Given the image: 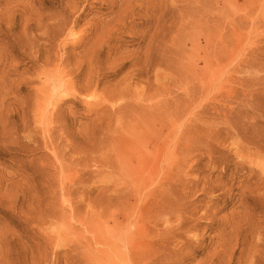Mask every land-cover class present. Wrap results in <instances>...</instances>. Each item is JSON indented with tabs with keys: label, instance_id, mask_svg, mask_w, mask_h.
<instances>
[{
	"label": "rangeland",
	"instance_id": "obj_1",
	"mask_svg": "<svg viewBox=\"0 0 264 264\" xmlns=\"http://www.w3.org/2000/svg\"><path fill=\"white\" fill-rule=\"evenodd\" d=\"M254 58L264 0H0V264H264ZM134 117L175 135L166 177L163 157L133 169L141 140L112 151ZM119 152L127 172L103 166ZM138 189L170 205L151 212L161 245L130 262L122 238L149 226Z\"/></svg>",
	"mask_w": 264,
	"mask_h": 264
},
{
	"label": "bare ground",
	"instance_id": "obj_2",
	"mask_svg": "<svg viewBox=\"0 0 264 264\" xmlns=\"http://www.w3.org/2000/svg\"><path fill=\"white\" fill-rule=\"evenodd\" d=\"M11 4V3H10ZM232 12V11H231ZM25 23V22H24ZM251 68H252V83H249V84H252V86H253V88H254V94H253V96H254V100L256 101L255 103H257V105H258V100H259V96L260 95H264V59L262 60V62L260 63V64H258V60L256 59V58H254L253 59V62H252V65H251ZM250 79H251V75H250ZM250 79H248V80H250ZM251 82V81H250ZM258 89L260 90V92L261 93H259L258 92ZM124 94V93H123ZM251 94V93H250ZM121 96V95H120ZM253 96H252V98H253ZM122 98H123V96H122ZM124 98H126V97H124ZM123 98V99H124ZM145 98V97H144ZM141 99V98H140ZM139 99V100H140ZM251 99V98H250ZM263 99V98H262ZM125 100V99H124ZM128 100V99H127ZM126 100V101H127ZM132 100V99H131ZM130 100V101H131ZM164 100V99H163ZM253 100V101H254ZM129 101V100H128ZM133 101V100H132ZM261 101V100H260ZM134 103L135 102H139V101H133ZM161 102V101H160ZM131 103V102H130ZM143 103V102H142ZM158 103V102H157ZM137 104V103H136ZM159 104V103H158ZM123 105V104H122ZM126 105V104H125ZM129 105V104H128ZM143 105V104H142ZM151 105V104H150ZM154 105V104H153ZM152 105V106H153ZM156 105V104H155ZM154 105V106H155ZM120 106V105H119ZM162 106V105H161ZM259 106V105H258ZM257 106V107H258ZM147 107V106H146ZM252 107H250L249 109H251ZM260 108V107H259ZM240 109V108H239ZM255 109V108H254ZM257 109V108H256ZM255 109V110H256ZM122 110V109H121ZM149 110V109H148ZM151 110V109H150ZM154 110V109H153ZM152 110V111H153ZM260 110V109H259ZM139 111V110H138ZM143 111V110H142ZM155 111V110H154ZM158 111V110H157ZM252 111H253V109H252ZM159 112V111H158ZM168 112V111H167ZM241 112V111H240ZM256 112V111H255ZM149 113V112H148ZM151 113V112H150ZM247 113V112H246ZM133 114V113H132ZM146 114V113H145ZM144 114V115H145ZM154 114V113H153ZM188 114V113H187ZM248 114V113H247ZM250 114V113H249ZM117 115V114H116ZM155 115V114H154ZM153 116V115H152ZM164 116H166V115H164ZM163 116V118L161 119V121H159V122H157V124L159 123V124H161L164 128L166 127V121H165V117ZM150 117V116H149ZM248 117V116H247ZM246 117V118H247ZM253 117V116H252ZM118 118H119V116H118ZM135 118V120H134V122H133V124H131V125H127V128H125V129H123V127H120L119 128V131L117 132V134H116V136L115 137H112V139H111V148H112V151H114V150H120V148H123L124 146H125V138H126V136L128 135V136H130V137H132V139H134V140H141L140 142L144 145V147H143V153H144V155H145V157H146V160H143V159H141L140 161H139V163H136L137 165H136V167L135 168H133V169H137V171H140V173L142 172V171H144L145 170V168H149V166L150 165H152V167L154 166L156 169H154L155 171L158 169L157 167H156V164H157V162H159L160 163V159L163 157V164H164V166H165V170L163 171L164 173H163V175L165 174V172H167V170L168 169H170L171 168V166H173V163H172V160H174V150L171 148V146L172 145H170V143H171V140H173V136H175L174 134H172V130H166L162 135L160 134V131L159 130H157L156 128H155V122L152 120V121H150L149 123H148V121L146 120V119H143V117L142 118H140V117H134ZM151 118V117H150ZM243 118V117H242ZM115 119H116V117H115ZM156 119V118H155ZM119 120H120V118H119ZM150 120V119H149ZM116 121V120H115ZM157 121V120H156ZM168 121H170L169 119H168ZM254 121V120H253ZM252 121V122H253ZM121 122V121H120ZM119 122V124H121ZM123 122V121H122ZM258 123V122H257ZM115 126H116V124H115ZM118 127V126H117ZM117 127H115V128H117ZM181 127H183V126H181ZM181 127H179V128H181ZM137 128L139 129V130H137ZM241 128V127H240ZM174 129V128H173ZM261 129V128H260ZM175 130V129H174ZM113 131H114V129H113ZM116 131V130H115ZM113 133V132H112ZM179 135H177V137L178 138H180V139H182L183 138V136H184V129H180L179 130V133H178ZM243 134V133H242ZM249 136V135H248ZM161 137V138H160ZM176 140V139H175ZM177 141V140H176ZM175 142V141H174ZM172 144V143H171ZM236 144V143H235ZM173 147H174V145H173ZM176 147V146H175ZM174 147V148H175ZM171 148V149H170ZM109 151V150H108ZM102 153V152H101ZM115 153V152H114ZM117 153V152H116ZM105 155V154H104ZM104 155H103V157H104ZM101 156V155H100ZM114 156H116V161H115V164H114V162L112 161V159L110 158V157H106V159H105V161H104V163H105V165H103L104 167H106L107 169H108V167H109V169H111L112 171H118L119 172V170H120V168L121 167H123L124 168V166H127V164H129L130 163V159H128L127 161H125V159H126V157H124L123 155H122V153L121 152H119L118 154H116V155H114ZM131 157V156H130ZM71 158V157H70ZM99 158H102V157H99ZM73 159H75V157L73 158ZM93 159V158H92ZM92 159H90V160H88V161H91ZM103 159V158H102ZM64 160V159H63ZM72 160V159H71ZM77 160V159H76ZM83 160V159H82ZM97 160V159H96ZM104 160V159H103ZM176 160V159H175ZM183 160V159H182ZM66 161V160H65ZM64 161V162H65ZM74 161V160H73ZM94 161V160H93ZM92 161V162H93ZM132 161V160H131ZM60 162H62V161H60ZM68 162V161H67ZM66 162V163H67ZM96 162V161H95ZM100 162H102V161H100ZM136 162V161H135ZM174 162V161H173ZM65 163V164H66ZM84 163V162H83ZM89 163V162H88ZM94 163V162H93ZM99 163V162H98ZM118 163H120V165H117ZM64 164V163H63ZM64 164V165H65ZM71 164V163H70ZM76 164V163H75ZM81 164V163H80ZM92 164V163H91ZM96 164V163H95ZM161 164H162V162H161ZM160 164V165H161ZM84 166H85V164H83ZM83 165L81 166H79V167H83ZM87 165L88 164H86V166H85V168H87ZM93 165V164H92ZM115 165H117V166H120V168L119 169H117L116 167H115ZM158 165V164H157ZM61 166H63L62 165V163H61ZM66 166V165H65ZM74 166V165H73ZM72 166V167H73ZM96 166V165H95ZM159 166V165H158ZM163 166V165H162ZM69 167V166H68ZM67 167V168H68ZM76 167V166H75ZM78 167V166H77ZM153 167V168H154ZM160 167V166H159ZM62 168V167H61ZM71 167H69L68 169H70ZM85 168H84V170H85ZM88 168H89V166H88ZM91 168H93V167H91ZM91 168H89L90 169V171L92 170ZM122 168V171L124 170L125 172H127L128 171V169L127 168H125V169H123ZM64 169V168H63ZM62 169V170H63ZM72 169V171H73V169L74 168H71ZM80 169V168H79ZM95 169V168H94ZM131 169V168H130ZM159 169H161V168H159ZM158 169V170H159ZM76 170V169H75ZM97 170V169H96ZM99 170V169H98ZM101 170H102V168H101ZM148 170V169H147ZM81 171H83V170H81ZM108 171H110V170H108ZM121 170H120V172L121 173H123ZM161 171H162V169H161ZM92 172V171H91ZM96 172V171H95ZM99 172H101L100 170H99ZM111 172V171H110ZM119 172V173H120ZM156 172H158V171H156ZM86 173V172H85ZM142 173H145V171L144 172H142ZM153 173V172H152ZM168 173V172H167ZM82 174V173H81ZM80 174V175H81ZM92 174V173H91ZM110 175H113L112 173H109ZM125 174V173H124ZM147 174V173H146ZM159 174H160V172H159ZM79 175V174H78ZM85 175V174H84ZM117 175H118V173H117ZM117 175H115V176H117ZM156 175V174H155ZM154 175V176H155ZM161 175H162V173H161ZM120 176H121V174H120ZM122 176H123V174H122ZM121 176V177H122ZM136 176V175H135ZM157 176V175H156ZM156 176H155V178H156ZM165 177L167 176V174L166 175H164ZM65 177V176H64ZM67 178H68V176H66ZM75 177V176H74ZM76 177H78V179H79V176H76ZM75 177V178H76ZM70 178V177H69ZM116 178H118V176L116 177ZM123 178V177H122ZM122 178H119L120 180L122 179ZM125 178V177H124ZM143 178V177H142ZM154 178V177H153ZM153 178H152V180H153ZM161 178V177H160ZM65 179V178H64ZM74 179V178H73ZM72 179V180H73ZM132 179V178H131ZM130 179V180H131ZM159 179V178H158ZM66 180V179H65ZM77 180V179H76ZM111 180V179H110ZM114 180H115V178H114ZM117 180V179H116ZM125 180V179H124ZM141 180V179H140ZM156 180V179H155ZM67 181V180H66ZM69 181V180H68ZM67 181V182H68ZM121 181H123V180H121ZM126 181V180H125ZM145 181H147V180H145ZM111 182H114V181H111ZM70 183H72V181L70 182ZM74 183H75V181H74ZM146 183V182H145ZM154 183V182H153ZM69 184V183H68ZM143 184V183H142ZM141 184V185H142ZM148 184V183H147ZM165 184H166V182H165ZM170 184H171V182H170ZM170 184H169V186H168V188L170 187ZM260 184V183H259ZM66 185V184H65ZM72 186H73V184H71ZM113 185H119V184H113ZM125 185H127V184H124V186ZM140 185V186H141ZM149 185H151V184H149ZM157 185H158V182H157ZM120 186V185H119ZM130 186H131V184H130ZM135 186V185H134ZM140 186H138L137 188H139ZM143 186V185H142ZM148 186V185H147ZM155 186H156V184H155ZM163 186H165V185H163ZM116 187V186H115ZM118 187V186H117ZM127 187V186H126ZM129 187V186H128ZM143 187H145V184H144V186ZM142 187V188H143ZM153 187V186H152ZM151 187V188H152ZM66 188V187H65ZM76 188V187H75ZM119 188V187H118ZM150 188V189H151ZM161 188H162V186H161ZM160 188V189H161ZM68 189H69V187H68ZM67 189V190H68ZM123 189V188H122ZM140 189V188H139ZM139 189H138V191H136V192H140L139 191ZM152 189H154V188H152ZM166 189V191H168L167 190V188H165ZM172 189V188H171ZM255 189V188H254ZM64 190V189H63ZM71 190V189H70ZM116 191H117V189H115ZM131 190H132V188H131ZM135 190V189H134ZM134 190H133V192H134ZM148 190V189H147ZM257 190H259V189H257ZM120 191V190H119ZM122 191V190H121ZM146 191V190H145ZM155 191V190H154ZM154 191H150L149 193H148V195H147V197H146V195L144 194V197H146V199L144 198V197H141V194H143L144 193V189H143V193L141 192V194H140V196L138 197V198H144L145 199V201H144V205L139 209V208H137V210L135 211L137 214H138V218L137 219H139V218H143V219H145L148 223H149V226H145V227H142L141 229H138V230H134V235L133 236H128V237H124V238H122L123 239V247H124V249H125V256H126V258L131 262V261H136V259H139V260H141V258L144 260V258H148V256H151L153 253H155V247L154 248H151V249H149L148 248V246H147V240H145V239H147V237L148 238H150L151 240L154 238V240H152L151 242H150V244L151 245H154L153 244V242H155V241H157V243H159L160 244V242L162 241V240H159V236H164V234H165V230L163 231L162 229L161 230H158V226L160 225V224H158V222L159 221H161L162 219H163V217H161V220H160V215H156V214H152L151 215V212H153L155 209H158V208H164V206H168V205H170V203L168 204H166L165 203V201H164V198L163 197H161V198H159L160 196H157V198H155L156 197V194H155V192ZM169 191H171V190H169ZM260 191V190H259ZM258 191V192H259ZM134 193V194H136L137 195V193ZM256 192V191H255ZM120 193V192H119ZM118 193V194H119ZM146 193V192H145ZM165 193V192H164ZM168 193H170V192H168ZM117 194V195H118ZM123 194V193H122ZM128 194V193H127ZM167 194V193H166ZM172 194V193H171ZM135 195V196H136ZM258 195H260L263 199H264V191L262 192L261 191V193L259 194L258 193ZM123 196V195H122ZM143 196V195H142ZM126 197V196H125ZM171 197V196H170ZM259 197V196H258ZM260 197V198H261ZM122 198V197H121ZM151 198V201H149V199ZM159 198V200H157ZM143 199V200H144ZM166 199V198H165ZM173 199V198H172ZM139 200V199H138ZM137 200V201H138ZM121 201V200H120ZM168 201H170V200H168ZM140 202L141 201H139V204H140ZM143 202V201H142ZM141 202V203H142ZM145 203H146V207H145ZM136 204V203H135ZM135 204H134V206H135ZM138 204V203H137ZM173 204V203H172ZM171 204V206H174V205H172ZM137 206V205H136ZM135 206V207H136ZM169 207V206H168ZM160 209L159 211H162V213L164 212V210L166 209V210H168L167 209V207H165V209ZM134 209H136V208H134ZM74 210V209H73ZM170 210V209H169ZM171 211V210H170ZM169 211V212H170ZM158 212V211H157ZM171 213V212H170ZM133 215H134V213H133ZM133 215H132V218H133ZM165 215V214H164ZM163 216V215H162ZM166 216V215H165ZM169 216V215H168ZM176 217V216H175ZM131 218V219H132ZM136 218V217H135ZM166 218V217H165ZM168 218V217H167ZM134 219V218H133ZM129 220V219H128ZM144 220V221H145ZM179 220V219H178ZM126 221H127V219H126ZM164 221V220H163ZM258 221L259 222H262L261 223V226L263 225V223H264V215L263 216H258ZM129 222H130V220H129ZM165 222H167V221H165ZM169 222V221H168ZM180 222V221H179ZM121 223V222H120ZM127 223H128V221H127ZM132 223V222H131ZM130 223V224H131ZM161 223V222H160ZM126 224V223H125ZM124 224V225H125ZM136 224V223H135ZM134 224V225H135ZM138 224H139V222H138ZM138 224L136 225V226H138ZM170 224H172V223H170ZM169 224V225H170ZM129 225V224H128ZM162 225H163V223H162ZM161 225V228L163 227ZM140 226V225H139ZM171 226V225H170ZM127 227V226H126ZM164 228H166V227H164ZM167 228L169 229L170 227H168L167 226ZM123 229H124V227H123ZM127 229V228H126ZM125 229V230H126ZM130 229V228H129ZM142 230V231H141ZM170 230V229H169ZM257 230V229H256ZM127 231V230H126ZM167 232H168V230H166ZM173 232V231H172ZM124 233H126V232H124ZM258 233V232H257ZM168 234H169V232H168ZM171 234V233H170ZM128 235V234H127ZM259 235V234H258ZM165 236H167V235H165ZM121 237V236H120ZM163 238V237H162ZM256 240H258V238L256 239ZM149 243V242H148ZM164 243V242H163ZM161 245V244H160ZM159 246V245H158ZM165 246V245H164ZM117 247V246H116ZM122 247V246H121ZM255 255V254H254ZM153 256V255H152ZM142 260V261H143ZM156 260V259H155ZM141 264H143V263H141Z\"/></svg>",
	"mask_w": 264,
	"mask_h": 264
}]
</instances>
